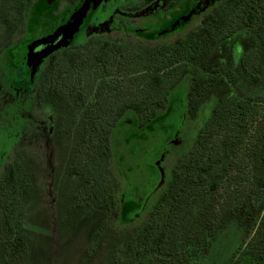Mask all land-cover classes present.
I'll return each mask as SVG.
<instances>
[{"label":"flooded vegetation","instance_id":"1","mask_svg":"<svg viewBox=\"0 0 264 264\" xmlns=\"http://www.w3.org/2000/svg\"><path fill=\"white\" fill-rule=\"evenodd\" d=\"M5 1L0 124L10 108L21 120L20 136L32 140L36 154L45 148L53 156L52 146L63 140L60 158L54 156V176L46 182L35 176L33 191L45 194L51 207L55 189L65 182L62 194L72 191L66 198L73 203L79 188L67 182L73 180L75 142L81 141L86 159L92 145L104 156L109 130L114 168L113 132L122 128L128 135L164 115L144 159L145 189L130 194L138 203L133 225L160 222L165 205L159 199L172 189L168 182L178 163V264H233L241 257L264 264V0ZM84 5L86 15L68 43L44 52L51 35ZM254 111L262 114L257 121ZM79 131L86 137L78 138ZM8 155L0 159L14 158ZM64 156L62 182L56 171ZM191 159L197 160L196 169H190ZM245 160L247 171L243 164L238 172L256 178V206L239 180L230 181L218 201L220 179L233 162ZM160 171L161 183L148 194ZM112 173L116 178L115 169ZM115 181L120 205L127 188L120 175ZM157 260L169 264V253Z\"/></svg>","mask_w":264,"mask_h":264},{"label":"trees","instance_id":"2","mask_svg":"<svg viewBox=\"0 0 264 264\" xmlns=\"http://www.w3.org/2000/svg\"><path fill=\"white\" fill-rule=\"evenodd\" d=\"M163 117L164 115H155L151 126L122 135V143L116 142L119 147L114 146L112 153V157L115 158L114 168L111 166V157L108 153L109 130L105 131L104 156H100L96 147L92 145L89 159H86L81 141L74 143V151L70 158L72 163L70 173L76 188L79 189L74 190L72 203V211L76 214V219L71 224L72 235L69 238L73 239H67L65 243H71L68 250L75 264H97V259L104 248L110 249L106 264H120L118 257H121L123 264H134L136 260V264H150L146 262L149 256L154 259L153 264H161L157 259L166 252L169 253V264H178V251H180L182 240L179 223L178 163L168 182L172 189L167 194H162L159 199V202L165 205L163 211L165 215L160 216L163 220L156 223L151 219L138 227L132 223V216L138 208V203L133 201L130 194L145 189L149 168L144 159L149 153L153 138L159 131L158 122H162ZM79 132L78 138L86 137L84 131ZM112 143H114L113 140ZM190 161L194 164L190 166V169H196L197 160ZM211 162L209 161L208 164ZM23 165L20 159L12 158L5 163L0 174V218H2L0 264H13L17 258L25 263L30 262L27 258L31 255L29 254L31 244L29 246L26 244L27 231H25L28 229L22 227L21 210L16 208L18 203L20 205L24 202L27 189L33 182L27 179L28 175H25ZM114 169L116 178L120 175L127 188L126 197L122 199L120 205L114 191L117 185L115 175L112 173ZM30 177L32 179V176ZM119 242L122 243L121 247L118 246ZM118 249L122 250L121 256L118 255ZM53 250L59 251L58 242H56V249L52 251L51 248L49 249L50 256ZM81 256L84 259H81ZM35 257L39 258L36 255ZM37 261L34 262L37 263ZM52 262L53 260H48L44 261V264H52Z\"/></svg>","mask_w":264,"mask_h":264},{"label":"rangeland","instance_id":"3","mask_svg":"<svg viewBox=\"0 0 264 264\" xmlns=\"http://www.w3.org/2000/svg\"><path fill=\"white\" fill-rule=\"evenodd\" d=\"M6 1L0 0V6L3 5ZM252 121H257L258 117H260L262 114L260 112H252L251 113ZM21 119V118H20ZM21 120L19 121L17 115H14L12 111H10V108L8 109V113L4 115L3 117V123L0 124V154L3 153V155L10 156V154L13 155L14 158L21 159L24 162L25 165V171L28 174H31L32 179L30 176L27 177L30 181H34L35 176L39 180H46L50 178V176L53 173L52 167H54V156L57 158H60L61 152L60 149L63 146V140H60L56 143V145L52 146L54 150V155H48V150L43 148L42 152L39 150V153L36 154L35 151H33V143L31 144L32 140H27L23 137L21 134L20 136V129L21 128ZM122 129V128H121ZM118 129L117 132H113V136L115 135L114 140V146L119 147V145L116 143H122V133L124 130ZM121 131V132H120ZM38 148H42V145H38ZM121 149V148H118ZM74 151V147L72 149ZM43 153V154H42ZM42 154V156H41ZM41 156V157H40ZM63 161L61 162V166L56 171L57 181L58 179H62V182H64L63 177H61V173L63 172L66 166V156L63 157ZM9 160V157H6L3 160L0 159V174L2 173V170L4 168L5 163ZM245 161H235L233 162V166L228 170L226 178H221L220 183L218 184V189L214 195L218 197V201L223 198L227 191L229 190L228 184H231L230 181L233 184H236L237 181H243L244 183V189L247 191V195H249L250 202L254 206H256V203L254 201L255 198V189H256V183L257 180L255 177L246 174V172L239 174V168L243 167L247 171V165ZM253 164V162H249V165ZM248 165V167H249ZM56 170V169H55ZM247 175V176H246ZM206 180L209 179V177L205 178ZM244 179V180H242ZM247 181H246V180ZM61 182V183H62ZM65 183V182H64ZM60 184L57 186V189H55V192L58 194L53 193V200L56 201L52 203L51 207L48 206L49 204V198L41 192L38 193L34 190L35 183L32 182L31 185L27 189V196L24 198V202L19 205L17 204V209L21 210V224L23 227L28 230L27 231V239L26 244L29 246L31 244V254L29 258H27V261L29 263H25L23 260L20 261V259H15L13 264H44V261L53 260L52 264H75L73 258L70 256L69 252V245L71 244L69 242L65 243L67 239H73L69 238L71 236V224H73V221L75 218V213L72 211V202H68V194L71 196L72 191H70L68 194L64 193L62 194L63 190V184ZM67 185H70L72 183V186L75 184V182L69 181L67 182ZM45 185V183H43ZM39 194V196H38ZM62 194V195H61ZM45 195V196H44ZM36 197H40V205L34 204V200L37 202L39 201L36 199ZM56 198V199H55ZM211 201V199H208ZM41 203L43 206H41ZM58 203V205H57ZM67 205L69 207H67ZM59 206H61L59 208ZM19 207V208H18ZM58 208V209H57ZM135 214V213H134ZM134 216V215H133ZM132 216V217H133ZM2 218H0V223ZM69 223V225L67 223ZM3 225V224H2ZM1 225V226H2ZM37 234V235H35ZM11 237V236H9ZM44 242V244H43ZM56 242L59 243V251L53 250V254H48L49 249H56ZM75 242V241H74ZM56 252V255L54 253ZM110 249L104 248L102 251V254L97 259V264H106L108 261V255H109ZM74 253V252H73ZM38 256L39 258L35 257ZM82 257V256H81ZM48 259V260H47ZM81 259H84L82 257ZM37 261V263H35ZM35 261V262H34ZM81 261V260H80ZM250 261L246 259L245 257H241L237 261H235L233 264H249ZM46 264V263H45ZM80 264V263H79Z\"/></svg>","mask_w":264,"mask_h":264},{"label":"water","instance_id":"4","mask_svg":"<svg viewBox=\"0 0 264 264\" xmlns=\"http://www.w3.org/2000/svg\"><path fill=\"white\" fill-rule=\"evenodd\" d=\"M86 11H87L86 5L82 6L80 9L75 11L70 16V18L64 24H62L60 26L61 28H58V31L51 35V37L48 41L49 46L47 49L44 50V52H48L52 48L57 47L59 45L67 44L69 39L72 37L73 33L78 29L82 18L86 15ZM58 36H60V40H58L57 43L52 44L53 41L56 40V38ZM43 43H47V41H44ZM160 173H161V171H160ZM160 176H161L160 181L157 183V185L153 189H151L149 191L148 194H150L152 191H154L159 186V184L161 183V180H162V173L160 174Z\"/></svg>","mask_w":264,"mask_h":264}]
</instances>
